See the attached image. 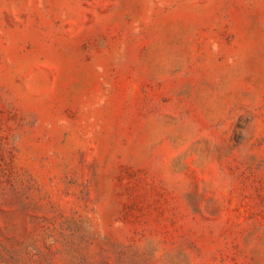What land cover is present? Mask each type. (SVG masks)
Masks as SVG:
<instances>
[{
  "label": "rangeland",
  "instance_id": "374dc122",
  "mask_svg": "<svg viewBox=\"0 0 264 264\" xmlns=\"http://www.w3.org/2000/svg\"><path fill=\"white\" fill-rule=\"evenodd\" d=\"M0 264H264V0H0Z\"/></svg>",
  "mask_w": 264,
  "mask_h": 264
}]
</instances>
